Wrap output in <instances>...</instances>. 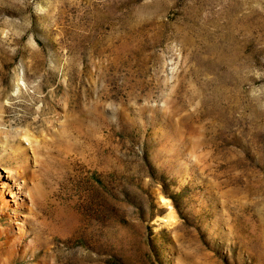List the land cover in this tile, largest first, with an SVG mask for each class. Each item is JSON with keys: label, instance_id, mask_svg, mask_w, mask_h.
<instances>
[{"label": "rangeland", "instance_id": "rangeland-1", "mask_svg": "<svg viewBox=\"0 0 264 264\" xmlns=\"http://www.w3.org/2000/svg\"><path fill=\"white\" fill-rule=\"evenodd\" d=\"M0 264H264V0H0Z\"/></svg>", "mask_w": 264, "mask_h": 264}, {"label": "bare ground", "instance_id": "bare-ground-1", "mask_svg": "<svg viewBox=\"0 0 264 264\" xmlns=\"http://www.w3.org/2000/svg\"><path fill=\"white\" fill-rule=\"evenodd\" d=\"M169 219H170V220H174L175 218H174V216L172 215V216H169Z\"/></svg>", "mask_w": 264, "mask_h": 264}]
</instances>
